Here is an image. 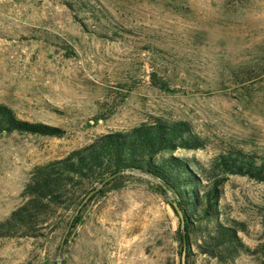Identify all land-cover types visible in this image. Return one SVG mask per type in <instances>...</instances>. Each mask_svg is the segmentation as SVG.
<instances>
[{
  "label": "rangeland",
  "instance_id": "rangeland-1",
  "mask_svg": "<svg viewBox=\"0 0 264 264\" xmlns=\"http://www.w3.org/2000/svg\"><path fill=\"white\" fill-rule=\"evenodd\" d=\"M0 102L62 130L0 132V219L33 166L155 118L202 140L175 156L207 166L238 148L264 160V0H0ZM123 174L97 185L75 227L72 210L46 236L0 237V264H180L174 195L146 172ZM220 204L254 249L264 179L229 175ZM189 264L217 263L192 246Z\"/></svg>",
  "mask_w": 264,
  "mask_h": 264
},
{
  "label": "trees",
  "instance_id": "trees-1",
  "mask_svg": "<svg viewBox=\"0 0 264 264\" xmlns=\"http://www.w3.org/2000/svg\"><path fill=\"white\" fill-rule=\"evenodd\" d=\"M13 131L62 132L55 126L23 120L0 102V132ZM201 144L200 137L182 120L155 118L127 130L99 134L65 156L30 169L20 192L21 203L0 219V237L46 236L72 210H77L70 224L75 227L84 199L102 189H97L98 184L117 186L123 172L139 170L159 179L162 191L168 189L174 195L171 206L176 212V203L182 212V219L176 212L180 221L177 232L185 264H189L192 246L217 264H232L241 253L256 255L258 264H264V210L261 240L250 249L239 235L244 223L228 216L221 218L220 204L221 186L229 175L262 180L264 160L238 148L219 153L207 166L172 154L175 149H194Z\"/></svg>",
  "mask_w": 264,
  "mask_h": 264
},
{
  "label": "water",
  "instance_id": "water-1",
  "mask_svg": "<svg viewBox=\"0 0 264 264\" xmlns=\"http://www.w3.org/2000/svg\"><path fill=\"white\" fill-rule=\"evenodd\" d=\"M112 177V176H111ZM111 177H108L107 179H105L104 180V182L106 181V180H108L109 178H111ZM91 194V193H90ZM88 197V196H87ZM87 197L84 199V201H86L87 200ZM174 207H175V210H176V212L178 213V215L181 217V219H182V212H181V210H180V208L178 207V205L176 204V203H174ZM183 222V221H182ZM185 257H184V253H183V255H182V264H185Z\"/></svg>",
  "mask_w": 264,
  "mask_h": 264
}]
</instances>
